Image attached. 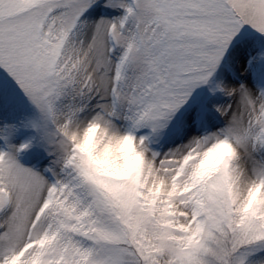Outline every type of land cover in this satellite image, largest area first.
I'll return each instance as SVG.
<instances>
[{"label": "snow or ice", "instance_id": "6c2138e0", "mask_svg": "<svg viewBox=\"0 0 264 264\" xmlns=\"http://www.w3.org/2000/svg\"><path fill=\"white\" fill-rule=\"evenodd\" d=\"M0 264H264V0H0Z\"/></svg>", "mask_w": 264, "mask_h": 264}]
</instances>
